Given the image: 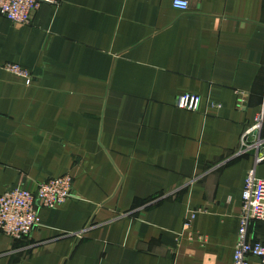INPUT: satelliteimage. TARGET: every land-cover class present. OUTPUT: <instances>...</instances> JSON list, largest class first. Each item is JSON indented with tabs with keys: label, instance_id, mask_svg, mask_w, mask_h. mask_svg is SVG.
I'll use <instances>...</instances> for the list:
<instances>
[{
	"label": "crops",
	"instance_id": "1",
	"mask_svg": "<svg viewBox=\"0 0 264 264\" xmlns=\"http://www.w3.org/2000/svg\"><path fill=\"white\" fill-rule=\"evenodd\" d=\"M175 1L0 16V196L73 178L30 238L0 234V264H233L247 174L264 180L238 155L264 109V0ZM186 94L198 112L177 106Z\"/></svg>",
	"mask_w": 264,
	"mask_h": 264
},
{
	"label": "built area",
	"instance_id": "2",
	"mask_svg": "<svg viewBox=\"0 0 264 264\" xmlns=\"http://www.w3.org/2000/svg\"><path fill=\"white\" fill-rule=\"evenodd\" d=\"M63 0H0V16L16 26L32 24L34 14L44 5L59 6ZM174 7L188 10L189 3L176 0ZM6 70L19 78L30 80V74L20 66H7ZM180 109L198 112L199 96L186 94L177 100ZM254 154L256 163L264 162V109L244 130L238 155ZM73 178L70 175L49 180L38 185L36 191L20 187L8 190L0 196V234L21 242L41 226L40 209H55L72 199ZM238 241L233 264H250L251 258L264 264V241H251V226L264 222V180L255 170L248 172L242 195Z\"/></svg>",
	"mask_w": 264,
	"mask_h": 264
}]
</instances>
